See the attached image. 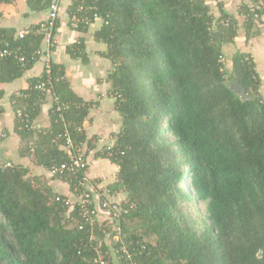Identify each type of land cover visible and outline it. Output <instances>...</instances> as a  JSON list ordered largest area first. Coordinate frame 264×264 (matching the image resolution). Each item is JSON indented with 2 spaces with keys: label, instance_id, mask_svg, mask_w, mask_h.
I'll return each instance as SVG.
<instances>
[{
  "label": "trees",
  "instance_id": "trees-1",
  "mask_svg": "<svg viewBox=\"0 0 264 264\" xmlns=\"http://www.w3.org/2000/svg\"><path fill=\"white\" fill-rule=\"evenodd\" d=\"M53 1L27 3L43 10ZM81 4L92 23L101 22L96 39L106 44L113 65L107 78L121 126L97 155L118 165V179L105 195L93 196H100L98 203L116 190L127 194L123 211L113 215L119 238L107 241L110 224L99 214L94 226L80 215L81 194L89 190L84 182L90 181L87 149L88 168L51 173L71 159L55 108L70 105L65 122L75 140L86 141L89 103L83 105L64 65L53 59L44 94L34 86L48 78L45 72L7 93L40 60L35 51L44 34L37 31L41 21L25 28L24 37L2 27L0 51L12 54L0 55V100L10 95L21 153L34 168L48 170L51 180H64L72 202L65 204L70 195L56 191L44 174L0 156V264H101L97 248L110 264H264V102L254 59L237 50L225 60L223 44L237 36L236 20L226 12L216 17L207 0H72L70 24ZM256 11L263 14L254 3L248 20ZM89 26L82 22L77 30ZM67 51L88 58L83 38ZM234 80L250 98L227 85ZM49 95L52 125L44 130L35 120ZM23 107L34 127L20 121ZM1 133L2 139L9 134ZM199 202L205 212L191 207Z\"/></svg>",
  "mask_w": 264,
  "mask_h": 264
},
{
  "label": "crops",
  "instance_id": "crops-1",
  "mask_svg": "<svg viewBox=\"0 0 264 264\" xmlns=\"http://www.w3.org/2000/svg\"><path fill=\"white\" fill-rule=\"evenodd\" d=\"M215 13L219 17L226 12L236 20L237 36L234 40L223 44L225 59H229L237 50L248 53L256 64L260 79L261 95L264 94V13L258 17L249 19L253 0H207ZM60 5L59 25L55 33L57 40L53 53V60L64 65L71 88L83 99V105L89 103L90 111L83 123V129L87 135L86 149L89 151L88 178L98 184L103 190L117 181L118 165L111 160L100 157L97 151L108 143L116 140L115 134L121 126V119L115 105V98L110 94L111 83L108 81V74L112 70V61L107 57L106 44L96 39V31L101 25L100 21L91 23L87 31H79L72 27L68 19V7L72 0H58ZM250 8V9H249ZM0 28L10 27L17 31L34 25L48 16L49 7L43 10H36L28 5L27 0H13L12 2L0 5ZM249 9V10H248ZM84 39L87 60L83 57L71 56L68 45ZM45 46V42L42 43ZM97 68L96 74L92 77L89 69ZM44 64L42 60L25 73V75L9 85L7 93H13L25 86L29 78L42 75ZM10 95L0 100V108L4 112L0 119L1 129H7L9 134L0 140V151L2 158L27 165L31 159L21 153L20 139L15 132V111L10 103ZM53 98L49 95L42 101L41 109L35 120L36 126L44 130L52 125L51 109ZM90 140V142H89ZM33 175H40L41 178L49 180L54 189L58 192L69 194L68 185L64 180H51L48 170L42 168H32ZM44 174V176H43ZM42 175V176H41ZM92 179V180H91ZM96 179V180H94ZM99 181H98V180ZM89 182V181H88ZM92 186V184L90 185ZM127 194L122 190H116L111 194L112 199L124 201ZM103 216H101L102 219ZM106 217V216H104ZM109 217V216H107Z\"/></svg>",
  "mask_w": 264,
  "mask_h": 264
},
{
  "label": "built area",
  "instance_id": "built-area-1",
  "mask_svg": "<svg viewBox=\"0 0 264 264\" xmlns=\"http://www.w3.org/2000/svg\"><path fill=\"white\" fill-rule=\"evenodd\" d=\"M255 5L258 6V8L264 13V0H255ZM85 7L84 4L79 5L78 12L83 13L82 15H79L78 12L74 13L71 18V25L73 28L77 29L80 26V23L85 22L86 24L92 23V17L90 14H84ZM260 13L258 11L255 12V17H258ZM95 16H99L95 14ZM60 19V5L58 0H54L52 4L49 7V13L46 19L42 20L39 24V27L37 28L38 32H42L44 34V41L45 46L40 47L35 51V54H38L41 56L40 60L43 61L44 64V72L47 74L48 78L46 80L40 81L38 84L34 86L35 89L41 91L43 94L47 91L50 84H52V77H51V62L53 59V53L54 48L56 47V38H55V31L57 29V21ZM224 23H228L227 21ZM29 32V29H21L19 30L20 37H24ZM6 54H12L9 49H3L0 51V55H6ZM14 55L22 62L25 61V56L19 53H14ZM20 92H18L19 94ZM262 100L264 102V94L261 95ZM57 98V97H56ZM43 99V98H42ZM41 99V100H42ZM36 104V103H34ZM70 105L68 103L60 104L55 109L59 112V119L61 121H64V136L66 141V147L68 148V151L71 155V159L68 162H64L61 165H56L52 168L51 173L58 175L60 174V177L62 174L65 173V171H70L74 174H76L79 170L86 169L89 167L88 160L85 157L86 152V141H78L75 140L72 136L71 129L69 128L67 122H65V112L68 111ZM65 111V112H64ZM18 117L20 118V121L24 123L27 127H34L35 122L31 118V114L29 111L26 110L25 107L19 108L17 112ZM75 130H78L80 132L83 131L82 127H77ZM86 179V178H84ZM87 184V180H85L84 184ZM96 183L92 182V191H84L81 194L80 198V215L84 221L90 226H94L96 224V215L99 214L97 212L96 206H98L101 202V205L104 207L106 212L111 215L118 216L123 209L121 208L120 204L117 203H110L107 198L103 199L102 201L97 203V199L100 198L99 195L93 196V192H95V185ZM88 189V187H87ZM79 196V195H78ZM58 200L61 199L59 196L57 198ZM65 204H69L72 202V197H64L63 198ZM83 227V226H82ZM97 258L96 260L99 261L101 264H110L109 260H106V254L103 250L97 248Z\"/></svg>",
  "mask_w": 264,
  "mask_h": 264
},
{
  "label": "rangeland",
  "instance_id": "rangeland-1",
  "mask_svg": "<svg viewBox=\"0 0 264 264\" xmlns=\"http://www.w3.org/2000/svg\"><path fill=\"white\" fill-rule=\"evenodd\" d=\"M226 60V59H225ZM96 70H97V68H94V69H89V71H90V73H91V76L93 77L95 74H96ZM20 94H21V92H20ZM53 100V99H52ZM10 103H12V101L10 100ZM2 136V135H1ZM0 139H2V138H0ZM0 156H2V154H1V151H0ZM6 161H8V160H6ZM14 162V161H13ZM16 163V162H15ZM27 165L28 166H30V167H32V168H34V165H33V163H32V160L30 161V162H28L27 163ZM98 180V179H97ZM99 181V180H98ZM92 184V181H89L87 184H86V186L88 187V189L90 190V191H92V188H93V186H90ZM95 186V193H98V194H100V193H103L104 194V191L103 190H101L102 188L98 185V184H95L94 185ZM105 191H107V192H109L110 191V188L109 187H106V189H104ZM101 195V194H100ZM105 195V194H104ZM74 199V198H73ZM107 199H108V201L110 202V203H117V204H121V202H119V201H116V200H114V199H112V197H111V195H108L107 196ZM198 206V207H197ZM197 206H195V205H193V206H191L193 209H195L196 210V208L197 209H199V210H201L202 212H205V210H206V206H205V204L204 203H201V202H199L198 204H197ZM190 207V211L193 213V214H197V211L196 212H193L192 211V208ZM96 208H97V212L99 213V219H100V221L103 223H109L110 225V228H111V232L107 235V237H106V239H107V241H109V242H112L113 241V243H115V241L119 238L118 236H119V229H118V224H116L115 223V221H117V220H115L114 218H113V215L111 216V217H109V218H107V216H110L107 212H106V210L104 209V207L101 205V202H100V204L98 205V206H96ZM101 216H103L102 217V219H101ZM104 216H106V217H104ZM114 216H116V215H114ZM97 221V220H96ZM115 223V224H114Z\"/></svg>",
  "mask_w": 264,
  "mask_h": 264
},
{
  "label": "water",
  "instance_id": "water-1",
  "mask_svg": "<svg viewBox=\"0 0 264 264\" xmlns=\"http://www.w3.org/2000/svg\"><path fill=\"white\" fill-rule=\"evenodd\" d=\"M227 85L234 90L242 99H248L250 96L247 94L245 87L239 81H229Z\"/></svg>",
  "mask_w": 264,
  "mask_h": 264
},
{
  "label": "clouds",
  "instance_id": "clouds-1",
  "mask_svg": "<svg viewBox=\"0 0 264 264\" xmlns=\"http://www.w3.org/2000/svg\"><path fill=\"white\" fill-rule=\"evenodd\" d=\"M112 216V215H111ZM111 216H109V217H111Z\"/></svg>",
  "mask_w": 264,
  "mask_h": 264
}]
</instances>
